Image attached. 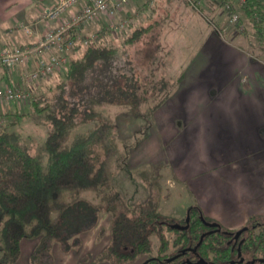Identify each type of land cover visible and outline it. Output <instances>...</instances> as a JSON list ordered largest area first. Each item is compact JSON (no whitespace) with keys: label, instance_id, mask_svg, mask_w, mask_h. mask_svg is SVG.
<instances>
[{"label":"rangeland","instance_id":"rangeland-1","mask_svg":"<svg viewBox=\"0 0 264 264\" xmlns=\"http://www.w3.org/2000/svg\"><path fill=\"white\" fill-rule=\"evenodd\" d=\"M203 5L204 2L200 1L199 6L202 9L200 13L188 5L186 0L158 1L154 7L155 20L151 22V31L144 35V40L141 41L143 47L137 45L129 48V45L123 42L124 37L129 36L137 27L133 25L135 23L129 24L122 32L118 29H110L107 32L104 39L114 45L118 51L116 57L110 60L109 70L100 72L101 80L105 78L111 83L114 72L118 73L122 68L128 70L127 58L138 63L141 61L140 58H144L142 54L151 53L153 58L150 57V63L144 65L146 71L142 69L141 77L135 82L145 86L151 82L152 87L146 90H128L127 94H119L113 88L108 96L110 98L113 96V99L109 102L103 100L100 105H96V109L105 114L111 122L116 123L117 130L113 142L116 149H113L107 162L106 185L99 191L87 189L74 192L73 196L70 190H64L60 198L70 204L59 223L61 234L52 241L51 237L32 239V248L31 245H27L28 248L24 246L15 264H139L140 257L121 262L117 259L119 249L116 244L113 246L114 227L117 220L132 217L133 212L147 202L151 193L150 181L154 178V173L161 176L159 209L166 215L180 218L185 214L188 206L197 203L204 214L220 217L221 208L229 210V206H226L227 201L234 203L232 205L234 209L242 208L240 211H245L242 212L244 216L251 212L264 214V175L256 172V167L253 174L248 176L249 179H253V184L249 183L242 190H232L235 176L233 178L230 176L233 172L220 175L211 171L208 175L206 173L194 175L185 172L181 168L180 160L172 157L175 149L173 146L176 145L174 139L181 136V132L176 131L179 126H172L171 116L174 112V115L180 118L175 123H181L182 113L175 109L171 111L173 106H178L177 98L174 101L169 99L176 90L170 88L164 90L159 88V85L167 82L171 85L187 70L201 66L202 59L198 53L202 50L204 37L210 30H216L213 15ZM90 29L94 31L97 42L100 41V27L98 29L86 27V31ZM85 33L79 35L80 43L83 38L89 36ZM261 33L264 34V31ZM78 45L80 44L73 49L76 56H80L83 50L82 46ZM253 51H256V48ZM95 70L88 74V78L92 81L94 79L96 85V81L99 82L100 78ZM146 74L148 75L145 77ZM0 80L24 88L16 79L4 76ZM63 80L62 73H55L50 78V82H39V89L32 88L31 96L42 97L44 103L49 102L54 105L60 88L56 86ZM64 86L68 92L69 87ZM98 88L99 86L88 88L89 94H95L94 90ZM134 92L138 96V101L135 102L132 101L136 96ZM121 97L129 100V103H119L118 98ZM29 103L30 101L19 103L17 114L14 101L7 107L4 105V109H0V127L7 126L18 131L22 137V144L45 168L47 159L44 140L51 130V125L46 114L37 111L36 106ZM131 104L134 109L129 113L127 110ZM41 105L42 103L38 106ZM136 113L137 116L134 115ZM126 114L135 117L131 118ZM90 124L88 122L80 125L75 131L84 130ZM113 130L115 133V128ZM182 146L180 143L177 149H181ZM157 163H161L162 166L154 172L153 165ZM232 167L233 165H230L228 169ZM241 197L247 198V202L240 200ZM167 236L170 237V233H167ZM156 244L157 238L153 235V248Z\"/></svg>","mask_w":264,"mask_h":264},{"label":"trees","instance_id":"trees-1","mask_svg":"<svg viewBox=\"0 0 264 264\" xmlns=\"http://www.w3.org/2000/svg\"><path fill=\"white\" fill-rule=\"evenodd\" d=\"M211 1L215 5L214 8L228 15L229 20L235 11L238 17L234 24L238 28L240 11L257 32H262L264 0H246L240 5H238L239 0ZM226 4L229 5L228 8L225 7ZM103 20L106 21L104 18L99 20L102 22L99 32L100 41L77 43L82 46V53L80 56L69 57L62 71L64 80L56 86L60 88L54 105L49 102L44 103L42 97L30 96L29 104L36 106L37 111H43L51 125V130L44 140L46 167L44 168L22 144V137L18 131L7 126L0 127V264H15L21 253L23 239L49 237L51 241L57 239L61 234L59 223L70 204L60 198L64 190H70L73 196L74 192L87 189L99 191L106 185L108 178L106 167L110 154L116 149L113 142L117 130L116 123L111 122L95 107L103 100L109 102L113 99V96L108 97L113 88L119 94H127L128 90H146L151 86V82L146 86L135 82L141 77V70L146 71L144 65L150 63L151 53L142 54L144 58H140L141 61L138 63L127 58L128 70L122 68L120 72H114L111 83L105 78L101 80L100 72L109 70L110 60L116 57L118 51L114 45L104 39L110 28L107 21ZM151 27V22L137 26L129 36L124 37L123 42L128 44L129 48L137 45L143 47L141 41L144 40V35L151 31ZM92 70L97 71V76L100 78L99 82L96 81L99 88L94 90L95 94H89L88 89L97 87L94 79L92 81L88 78ZM64 85L69 87L68 92ZM170 86L168 82L161 83L159 88L170 90ZM118 100L119 103H129V100L122 97ZM136 100L138 101L137 94L134 99L132 98L133 102ZM40 103L42 105L38 106ZM14 104L17 114V107H20V104L17 102ZM133 109L134 106L131 104L127 111L130 113ZM126 115L133 118L137 113L133 117ZM88 122L91 124L86 129L75 131L77 127ZM12 123L14 124V120ZM161 166V163L154 164V172ZM153 177L150 181L151 193L147 202L140 205L133 212L132 217L120 218L115 224L113 246L115 244L118 246L117 259L120 262L132 261L144 255L149 256L153 248V235L157 238L160 252L165 251L169 246L171 238L174 248L182 247L190 240L189 230L175 225L185 222L182 217L166 215L160 211L162 187L159 178L161 176L154 173ZM200 209L197 203L189 208L188 213L192 217L190 226L201 223ZM192 232L194 238L199 237L198 233L194 234L195 230ZM167 233L171 234V238Z\"/></svg>","mask_w":264,"mask_h":264},{"label":"crops","instance_id":"crops-1","mask_svg":"<svg viewBox=\"0 0 264 264\" xmlns=\"http://www.w3.org/2000/svg\"><path fill=\"white\" fill-rule=\"evenodd\" d=\"M56 1L0 0V45L8 42L34 44L46 27L53 24L41 18L42 10ZM158 1L168 0H131L119 17L132 16L129 24L135 23L133 25L136 26L152 22ZM186 1L193 9L202 12L200 6L195 7ZM202 1L203 7L213 15L216 30H210L204 37L202 50L198 53L202 59L201 66L187 70L170 86L176 91L169 99L178 100V106H173L171 111L175 109L182 113L181 123H175L180 118L174 112L171 116L172 126H179L176 131L181 132V136L174 139L176 145L173 146L172 157L180 160L185 172L194 175H208L211 171L220 175L233 172L230 177L235 176V183L230 187L242 190L249 183L253 184V179L248 176L253 174L255 167L256 172L264 175V34L257 32L240 11L239 29L225 12L214 8L211 0ZM101 23L97 21L85 25L80 35L94 32L91 29L86 31V27L98 29ZM20 25L28 26L30 33H25ZM261 31H264V25ZM254 48L256 51H253ZM76 55L73 51L70 57ZM32 67L31 62L13 68L0 66V78L16 79L25 89H39L38 84L22 80L23 71ZM3 82L0 80V84ZM13 86L19 87L17 84ZM180 143L183 146L177 149ZM230 165L233 167L228 169ZM241 199L247 202V198ZM227 202L226 206L234 205ZM225 213L231 214L220 212L222 215ZM32 241L23 239L21 252L24 246L28 248L31 245L32 248Z\"/></svg>","mask_w":264,"mask_h":264},{"label":"built area","instance_id":"built-area-1","mask_svg":"<svg viewBox=\"0 0 264 264\" xmlns=\"http://www.w3.org/2000/svg\"><path fill=\"white\" fill-rule=\"evenodd\" d=\"M131 0H57L51 6L43 9L41 18L53 22L32 45L5 43L0 45V66L13 68L33 63V67L23 71L22 80L29 84L49 81L55 73H60L68 63L69 57L77 44L81 28L87 24L96 23L101 18L106 19L110 29H124L132 20V16L119 17V13ZM198 7L201 0H188ZM246 0H239L238 5ZM229 7L228 4L225 6ZM238 14L233 11L230 21L234 22ZM25 33L30 28L20 25ZM241 27H239L240 29ZM97 42L95 33L83 38L82 43ZM30 90L0 84V109L12 101L29 102Z\"/></svg>","mask_w":264,"mask_h":264},{"label":"flooded vegetation","instance_id":"flooded-vegetation-1","mask_svg":"<svg viewBox=\"0 0 264 264\" xmlns=\"http://www.w3.org/2000/svg\"><path fill=\"white\" fill-rule=\"evenodd\" d=\"M190 207L182 216L185 222L175 223L189 230L190 240L174 248L170 236L165 251L160 252L156 244L149 256L140 257L139 264H264V214L251 212L244 216L242 208L230 206L229 210L220 209L230 215L214 217L200 209L201 223L190 226ZM192 230L199 237L194 238Z\"/></svg>","mask_w":264,"mask_h":264}]
</instances>
